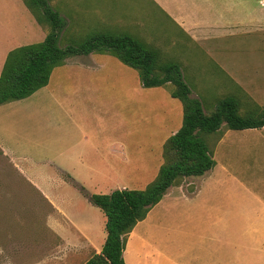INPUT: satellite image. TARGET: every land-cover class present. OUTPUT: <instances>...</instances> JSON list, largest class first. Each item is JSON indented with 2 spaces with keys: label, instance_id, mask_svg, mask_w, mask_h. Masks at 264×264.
I'll return each instance as SVG.
<instances>
[{
  "label": "crops",
  "instance_id": "crops-1",
  "mask_svg": "<svg viewBox=\"0 0 264 264\" xmlns=\"http://www.w3.org/2000/svg\"><path fill=\"white\" fill-rule=\"evenodd\" d=\"M149 1L177 29L183 40L201 49L205 43L243 31L241 25L246 14L237 16V25H229L235 17L236 3L233 0L220 3L217 0ZM245 2H238L242 12ZM67 13L71 17L68 23L75 26V18L72 19L69 11ZM131 19L120 24L119 31L157 48L163 58L178 62L190 93L195 90L198 97H217L221 96V89L228 86L227 94L242 91L253 99L234 78L220 80L216 77L207 82L209 77L216 76L217 69L204 73L199 70L196 60L184 58L187 50L181 39L177 41L171 35L166 37L162 29L153 28V32L145 18ZM82 30H87V27L82 26ZM45 35L46 29L36 22L22 0H0V73L10 50L30 44L32 40L41 41ZM215 44L210 45L207 54L215 50ZM104 58L100 53L71 55L60 66L68 63L69 68L81 72L98 70L105 67ZM52 71L48 83L39 90L23 99L0 104V150L15 162L19 171L62 217L52 219V227L65 242L67 258L58 256L53 260L55 264H84L92 253L101 250L106 230L105 215L99 212L98 207L99 210H94L90 206L92 203L81 187L88 193L101 191V188H109L110 191L127 188L121 178L123 164L129 166L128 155L121 136L83 133L55 94L60 74ZM66 77L70 79L71 76L68 73ZM43 99H46L45 103L38 102ZM53 106L56 109L51 111L52 116L60 119L64 116L68 121L51 124L48 112ZM244 130L255 134L243 135L239 137L240 141L264 138V126ZM175 131L173 129L172 132ZM229 132L230 129L226 130L217 141L213 157L217 156V150L219 156H232L233 148H229L237 139H232ZM28 161L50 166L57 177L55 183L59 188L72 191L73 197L68 200L43 189L33 178L29 167L22 164ZM244 173L241 167L220 165L215 160V165L203 175L185 177L180 185L169 187L146 217L127 234L122 252L125 263L244 264L243 252L236 250L231 239L235 231L245 232L243 224L264 219V178L258 182L262 188L251 186L243 177ZM105 184L109 186L104 187ZM248 196L253 200L245 199ZM64 206L74 209L66 211ZM62 219L68 224L67 228L60 223ZM59 248L58 255L63 249Z\"/></svg>",
  "mask_w": 264,
  "mask_h": 264
},
{
  "label": "rangeland",
  "instance_id": "rangeland-1",
  "mask_svg": "<svg viewBox=\"0 0 264 264\" xmlns=\"http://www.w3.org/2000/svg\"><path fill=\"white\" fill-rule=\"evenodd\" d=\"M217 1L220 3L222 0ZM233 1L236 3L235 17L229 25H237V16L246 14L245 22L241 25L243 31L205 43L202 49L183 40L177 29L162 17L149 0H51V5L66 20L67 28L60 38V45L66 44L71 35H83L86 32V35H90L103 30L119 32V25L129 19L145 18L151 30L162 29L166 37L171 35L177 41L181 39L187 50L184 58L196 60L200 71L210 73L217 69L216 76L207 77V82L216 77L220 80L234 78L255 101L264 104V0H245L243 12L238 5L241 0ZM66 11L70 12L72 19L75 18V26L68 23L71 17ZM82 26L87 27V30H78ZM38 41L32 40V43ZM211 42L216 43L215 50L207 54ZM101 55L105 56L103 69L81 72L69 68L68 63L54 68V73L60 74L55 94L83 133L90 136H121L129 162L127 167L123 164L121 180L129 189L143 188L158 171L165 139L181 125L182 106L177 98L171 96L172 85L141 87L137 69L124 64L114 55ZM68 73L70 79L66 77ZM228 90L229 87L225 86L220 91L221 96L217 97L199 98L195 90L190 95L200 99L203 109L209 113L215 100L226 96L225 91ZM67 97L69 100H66ZM40 101L45 103L46 99ZM55 109L53 106L48 112L51 124L68 121L64 116L63 119L52 116L51 111ZM248 134L255 132L230 130L229 136L237 139L229 148H233L232 156H219L217 150V156L213 158L220 165L243 168V177L248 183L261 187L258 182L264 178V138L259 141L239 140V137ZM22 164L29 167L33 178L49 193L54 192L68 200L73 197L72 191L59 188L55 183L57 177L50 166L35 161ZM101 189L93 193L110 192L109 188ZM235 195L238 198L237 193ZM246 198L253 200L251 196ZM90 206L99 210L93 204ZM63 209L69 211L74 208L64 206ZM54 218L62 217L55 213L50 202L19 171L15 162L0 150V264H55L53 260L58 256L66 259L65 242L52 227ZM60 223L64 228L68 227L65 220L62 219ZM243 226L245 232L241 234L240 230L235 231L231 239L234 247L243 252L244 264H264V219ZM59 247L63 249L58 255Z\"/></svg>",
  "mask_w": 264,
  "mask_h": 264
},
{
  "label": "trees",
  "instance_id": "trees-1",
  "mask_svg": "<svg viewBox=\"0 0 264 264\" xmlns=\"http://www.w3.org/2000/svg\"><path fill=\"white\" fill-rule=\"evenodd\" d=\"M22 1L36 22L46 29V35L39 42L8 52L0 73V104L31 95L48 83L51 71L68 56L88 53L116 56L139 71L144 87L172 85L171 96L181 103V125L165 139L158 171L143 188L88 193L81 187L89 201L105 215L106 230L101 250L92 253L84 264H126L122 252L126 236L135 224L146 217L169 187L180 185L185 177L203 175L215 165L213 150L226 130L264 126V105L237 91L216 99L207 113L200 99L190 95L180 64L163 58L157 48L128 33L106 30L71 35L66 44L60 45L66 20L51 0Z\"/></svg>",
  "mask_w": 264,
  "mask_h": 264
}]
</instances>
